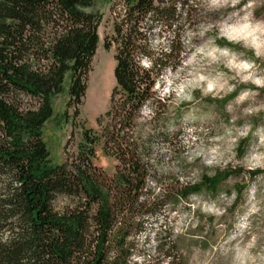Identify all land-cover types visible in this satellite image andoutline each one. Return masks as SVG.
I'll use <instances>...</instances> for the list:
<instances>
[{"label": "trees", "instance_id": "trees-1", "mask_svg": "<svg viewBox=\"0 0 264 264\" xmlns=\"http://www.w3.org/2000/svg\"><path fill=\"white\" fill-rule=\"evenodd\" d=\"M119 1L113 35L103 43L115 52L106 123L100 135L83 129L76 153L56 164L43 126L60 96L67 98L63 121L71 110L78 116L102 16L92 0H0V264H138L136 240L150 220L241 175L159 188L164 176L151 162L153 144L169 134L160 131L155 87L180 67L186 36L205 17L195 0ZM154 33L171 34L166 47L153 43ZM148 106L152 130L138 123ZM100 140L116 161L112 178L93 163ZM243 189L234 186L236 201ZM58 198L64 202L55 207ZM141 264H148L144 255Z\"/></svg>", "mask_w": 264, "mask_h": 264}, {"label": "rangeland", "instance_id": "rangeland-1", "mask_svg": "<svg viewBox=\"0 0 264 264\" xmlns=\"http://www.w3.org/2000/svg\"><path fill=\"white\" fill-rule=\"evenodd\" d=\"M101 16L99 43L91 63L87 90L78 116L64 122L66 96L53 102L54 115L44 126L42 138L53 163L63 164L82 142V130L100 135L104 115L115 86L114 47L105 50V38L122 11L119 0H92ZM204 23L187 34V54L175 71H165L155 92L160 100V131L166 142L155 140L151 162L159 164L163 181L195 184L202 176H231L215 195L202 194L179 201L154 220L136 240L135 262L148 264H208L218 251L245 233L248 247L256 244L253 224H264V0H195ZM171 34L158 37L155 45L166 47ZM244 91L256 95L239 98ZM152 107L143 109L138 123L144 130L156 127ZM61 117V118H60ZM60 118V119H59ZM93 163L109 178L116 161L94 146ZM149 186H154L152 183ZM234 186L244 188L236 201ZM173 200V199H171ZM64 200L58 198L55 207ZM237 237L240 239L237 240ZM242 255H247L245 251Z\"/></svg>", "mask_w": 264, "mask_h": 264}, {"label": "clouds", "instance_id": "clouds-1", "mask_svg": "<svg viewBox=\"0 0 264 264\" xmlns=\"http://www.w3.org/2000/svg\"><path fill=\"white\" fill-rule=\"evenodd\" d=\"M236 2L239 3V0H236ZM256 94L255 91H244L240 94L239 98ZM252 231L257 236V241L254 246L251 248L248 247L251 236L245 233L239 248L235 247L236 241H233L223 251H218L216 256L208 261V264H264V224L259 226L253 224ZM239 239L237 237V240ZM245 251L247 255H242ZM201 264H203V260Z\"/></svg>", "mask_w": 264, "mask_h": 264}]
</instances>
